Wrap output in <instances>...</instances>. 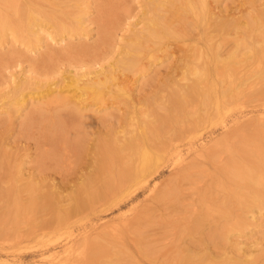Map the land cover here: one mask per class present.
<instances>
[{
    "label": "rangeland",
    "instance_id": "rangeland-1",
    "mask_svg": "<svg viewBox=\"0 0 264 264\" xmlns=\"http://www.w3.org/2000/svg\"><path fill=\"white\" fill-rule=\"evenodd\" d=\"M16 1L14 0L15 7H12L13 9H10L9 14L11 18L10 16H8L9 19L7 18L9 21V26L6 27L5 31L0 30V152L2 156V158L0 157V181L3 178L2 181L5 182L10 178L9 181H12L13 183L11 182V184H14L15 186L16 180L17 182L18 180H21L19 184L16 183V186L19 189L15 193H19V196L23 199V203L29 202L30 204L34 205L30 206L31 209L36 211V214L32 216L33 218L35 216L37 217V223L41 222V219L50 220V218H55V214L50 209L51 203L45 204V196H47L46 200H49L50 202L52 201V203L54 202L59 205L62 202L63 204H61L60 206H69L71 202H74L72 199L73 196H77L80 200H87V197H91L92 193L95 192V189L100 192L101 190L102 192L104 190L103 193L104 195H106L105 191L108 192L109 190H111L109 188L111 187V184L114 185V181H116L117 183L120 182V179H115V177L117 178V175H119L118 178H120V173L122 170L121 168L119 170V167H122L123 169V165L121 164L125 163V167L128 164V162L122 161H132L136 157L133 150L129 146H124L126 145L125 140L128 141L127 145H129V141L131 139V141L135 142L144 141L148 145H150L151 141L152 143H154V145H156L157 143L161 144L164 140L168 143H170L172 140V142L174 143L170 147L178 146V148L182 150V153L184 154L181 159H177L176 155L173 156L171 155V153L164 155L166 156V158L162 161L161 167L155 174H153L152 177L149 178V181L147 183L142 182L141 184L136 185L131 191L122 193V195H120V197L118 198V202L116 203L115 201V203L111 205L112 208L111 206H103L102 211L91 216L92 218L99 216V218H102V222H109L113 226L117 225L118 228H121L123 230V234L122 236H120L121 239H116L117 241L114 242L107 241V244L109 245H107L108 247H105L107 249H104L103 252H108L106 253V255H101V257L99 256L101 262H99L98 259H95L91 264H101L102 262V264H113L114 262V264H163L162 261H165V264H177L179 261H181L180 259L183 258L182 255L188 253L187 250L189 249V246L191 250L196 249L198 250V252H202V255H205L204 252L206 250L213 256L212 258L217 259L218 261L222 260L221 262L225 261V264H236V261L239 259L240 262L238 264H264V189L262 190L261 187V189L259 190L261 191L259 193L260 196L256 195V193L259 192V187L255 181H251L252 183L254 182L253 185L249 183L250 180H245L246 178L243 180L241 178L240 181L239 178L236 177L238 175L241 176L242 174H245L246 176L247 174L246 177L248 178V176L250 177L252 173L253 175L255 174L264 177V167L262 168L261 165L258 164L259 168H257L256 165L259 161V163L264 166L263 163H261L264 158V133L263 131H259L256 129L259 128L257 127L256 123L252 124L253 122H255L254 118H256L257 116L256 109L259 108L258 106L254 105L258 104L259 102L256 100L246 102L247 107L243 108V111H245V115L240 118V121L235 117L239 110L229 111L224 115L223 118H217L216 110L214 109L215 106L213 103L214 99L212 93L208 91L205 92V90L204 95H198L197 93L191 92L190 85L192 86L193 80L190 79L193 78V74L188 71L189 67L191 66L189 65L191 59L187 57V54H191V51L205 50L204 52H206V54L207 51L209 55L214 54L215 52L220 54V59L222 58V55L223 59H226L228 55L232 56L233 54L237 53V50L239 53H244L247 50V48L245 49L244 46H252L255 44V42H257V44H255V48L257 47V45L264 48V38H262L264 36L262 35L264 33V20L263 22H259V18H262L264 16V0H205V7H207L206 10L209 11V8H211L209 12L213 13L212 16H208L209 20L207 21L205 18H202V15L205 14L202 13L203 10L201 9L200 5H198L199 12L202 11L200 12V18L195 17L196 15L192 11L190 13L188 12L190 14L189 15L187 11H189L190 9H187V3L186 6L183 5L184 0H181V4L183 5V7L181 4H179L180 1L173 0V2H179L177 3V5L179 6L178 10L180 11L177 10V6L173 4L172 6L170 5L172 2L171 0ZM166 1H168L169 3ZM195 1L201 2L204 0ZM28 7L33 8L35 11L37 10L36 14H38L37 17L40 20L39 22L37 21L38 24L26 21L25 13ZM185 9H187V11ZM170 10H172V12ZM191 13H193V16ZM181 16L186 21L183 20V18L181 19ZM216 17L219 18L218 20H220V23L217 21ZM155 18L157 19V21L152 23V26L157 25V28L155 29L158 34L155 32V26H151V22L155 21ZM220 18L224 20V23L226 21L225 24L223 23L224 26L226 25V27L223 26ZM175 19L177 22L175 21ZM192 19H194V21L196 20V24L192 22ZM198 19H200V21ZM236 19H238L239 22ZM149 20H151L150 24ZM187 21L190 22L189 26V22L187 24ZM184 22L185 25L188 26V28L187 26L185 27ZM211 22L213 25L211 24ZM258 22L260 25L258 24ZM243 23L244 27H242ZM245 23L247 24V26L250 25H248V23H251V28H247ZM209 24L211 28L214 26L218 27L219 25L223 28L222 29L219 27L220 31L223 32H219V28L217 29L216 27L215 28L217 30H213V28L211 29L209 27ZM232 25H234L233 27L236 26L235 28L237 29L233 28ZM191 26L194 28H192ZM166 27L169 28L166 29ZM175 27H177V29H174ZM189 27L192 28V32L194 31V33L196 34L195 37L197 39L195 38L193 40H186L188 37L186 35H181V33H184L181 30H191V28ZM196 28L197 30L200 28L199 32L201 33V37L200 35H198L199 37L197 36L198 31L194 30ZM204 28H207V30L204 31ZM208 28L210 30L208 34H210V36L212 35V39L209 35H206ZM238 29L242 30L240 31ZM174 30L176 34L173 32ZM232 30H237L238 32L235 31V33L234 31L232 32ZM243 30L245 33L242 32ZM160 32L163 33H161L159 36ZM211 32L213 34H211ZM225 32L231 36L229 37ZM239 32H241V34L243 33L244 35H241ZM259 32L260 34H258ZM167 35L168 37H173H170L169 40L166 41V39L164 40V38L165 36L167 37ZM224 35L227 36V38H225ZM240 36L242 38L244 37L246 39L245 41L248 40L249 43H246L244 40H242L245 42H243L245 45L239 46L240 49H237V44L239 43L238 41H241ZM179 37L181 38L182 43ZM201 38L202 41L204 40L203 42L201 41ZM218 38H221V41H224L223 44ZM228 38H230L231 40ZM257 38H259L260 42L256 40ZM162 39L164 41H162ZM215 39L217 40V43ZM209 40L212 41V44H210ZM188 41L190 42L186 43ZM199 42H202V46ZM251 42L253 43L250 44ZM193 43L194 45L198 44L199 46H194ZM218 45V49L220 50H215V47L217 48ZM209 48L211 49V52L209 51ZM204 52L203 54H205ZM183 57H186V59ZM125 61L129 62V64H124ZM182 63H186V65ZM248 65L250 69L254 68L252 64ZM101 67L104 68V70L113 71L118 78L116 80H112L110 78L101 80V84H103L102 87L105 86L103 90H106V92L103 91L102 96H100L99 99L93 98L89 95V92L87 93V91L83 90L81 87H75V84L69 85L71 76H73L74 74L102 69ZM184 67H186L187 72L184 70ZM182 74L187 75L182 76ZM92 76L93 75H90V77ZM186 77L189 80H185ZM86 78L87 76H85L84 79ZM106 82L109 83V86L105 84ZM260 82H258V84H255V86L250 90H247V99L253 96L251 94L255 95V93H257L255 91H259L260 89L262 90V87H264V80ZM176 83L179 84L180 87L176 86ZM183 83L188 84L184 85ZM123 86H125V88ZM201 87L205 88L204 85H202ZM107 92L110 93V95H113V97L109 96ZM18 94H20V98L21 96L22 98L25 96V100L21 103H16L14 100ZM106 94L109 98L106 96ZM125 94L129 97L127 98ZM177 94L180 95V97ZM182 95L185 97L186 101L188 100L187 102H182L184 99ZM173 97L179 99L180 102L178 103L181 104H176L177 102L175 103ZM167 98L169 100H171L170 98H172V103L171 101H167ZM101 100L103 103L101 102ZM205 101H207L206 104H204ZM54 102L57 104H54ZM185 102L187 103V105ZM174 103L178 105V108H176L177 110L179 109L178 111L173 109L174 106L176 107ZM172 104H174L173 107L171 106ZM136 112L138 114L139 112L143 114H139L138 116ZM146 113L147 116H145ZM207 113L208 115L210 114V117L207 115ZM181 114H186V116H183ZM187 114L189 115V117H187ZM201 114L203 116H201ZM135 115H137L138 119L140 117L139 120H142L144 118V120L146 121L147 118V121L148 119L150 121L146 122L144 124V127V120L143 122H141L138 119H135ZM163 115H166V117H163ZM205 116L208 118L207 120L209 122L206 120ZM131 119H133L134 121ZM173 119H176V122ZM156 120L157 122H154ZM87 121L91 126L87 124ZM137 121H139V123H137ZM173 121L176 124H174ZM180 121L182 122V124ZM184 121L186 122L183 123ZM85 122L87 125L84 124ZM133 122L138 124L139 129H130V126L132 127V125L135 128L137 127L135 123L134 126ZM140 122L142 123L143 127L141 126ZM187 122L189 124H187ZM235 122L237 124L240 123L241 125L243 123V126L241 127L239 125L238 128ZM192 123L194 124V126ZM83 124L84 126L82 127L81 125ZM185 124H187L189 128L185 126ZM225 124H227L226 127L228 129L224 127ZM251 124L252 126H250ZM154 125L156 126L154 127ZM86 126L89 129L84 128ZM146 126H148V129L150 127H152V129L149 131L147 130ZM175 127L179 128L178 131ZM156 128H158L159 130L157 131ZM173 128L175 129L173 130ZM85 129L87 130L85 131ZM124 129L126 131H124ZM192 129H194V132ZM179 130L183 133L179 132ZM226 130L227 132L231 133L232 136V140H230L228 144L231 142L232 144L230 143V145L234 146H228L230 152L227 151V148L225 146H216L218 139H221L220 137H222V133ZM118 131H120V133ZM127 131H129V135L131 131V138H129V135L125 136L126 133L124 132ZM134 131L138 134L137 138V134H135ZM172 131H175L178 135H176V133L174 132V136V134L171 133ZM256 131L258 134L256 133ZM79 132H86L89 134H86L88 135L86 136V138L84 137L85 135L81 134V137L83 136V139H80ZM132 133L135 135V137H132ZM40 134L43 136L39 137ZM244 134L247 137H244ZM75 135H77V137ZM139 135L142 137L139 138ZM119 136L125 139H116L119 138ZM150 136L151 139L149 138ZM170 136L172 138L174 137V139H172ZM197 136L200 137L197 138ZM41 137L45 139L46 142ZM48 138L50 140H48ZM176 138H178L180 141L177 142ZM202 139H204V144L200 142L202 141ZM246 139L248 140V142L253 140L255 142L256 140V142L258 143H254V145H247L248 147H244L242 146V143L247 144L244 143L245 141H247ZM107 141L108 143L111 141L110 146L106 143ZM193 141H196L195 143L203 145L207 144L206 147H211L210 149L212 150V154H205L204 152L206 149L200 146L198 148V151H201L202 149L201 152L199 151L201 154L200 157L202 158L197 156L195 154L197 152L195 151L194 147H188L190 145L189 143ZM39 142L40 144H38ZM120 142L123 143L120 144ZM35 143L37 146L35 145ZM101 143L103 146L101 145ZM40 145L45 146L43 147L44 150H49L50 158L46 159L45 163L43 162L38 165L36 163L37 153L35 152V146L36 151L38 152L37 148ZM120 146L126 148V151H124L125 154L124 152L121 153L122 150ZM113 147L115 149H113ZM212 147L214 148L212 149ZM231 147L232 149H230ZM107 148L109 150H111L112 148L113 151H109L107 150ZM119 148L121 151L119 150ZM127 148L130 152L127 151ZM98 149H100V151H98ZM219 149L223 151L220 150L219 152ZM7 151L10 155H6ZM226 151L230 153L229 155L232 154V158L236 157L233 162V159L231 160L233 166L235 164H239V161H241L240 165L243 166L245 164V167L243 166L242 170L236 173L241 174L233 176L232 181L230 178V174V177L228 179V171L234 169V167L236 169V166H229V168L231 167V169H225L226 171L224 170L225 173L223 175H221L223 173V170L221 172L219 171V169L221 170L224 160L226 161L227 158V160L229 161L231 158L228 157V153L226 154ZM17 152L19 153V155ZM99 153L101 155H99ZM221 153L223 158L222 156H220ZM2 154H4V156ZM114 155H117V157L115 158ZM243 155L245 156V158L242 157ZM16 156L20 158L18 159L16 158ZM98 156L100 157V160L103 159V162L98 160ZM203 156L206 157L203 159ZM208 156L211 160L208 158ZM94 157L95 159H97L96 161ZM237 157H239L240 159ZM218 158L220 161L215 160ZM221 158L223 160H221ZM18 160L20 163L18 162ZM62 160L66 161V163ZM237 160H239V163L237 162ZM97 161H99L100 163L97 164ZM250 161H253V165L249 163ZM15 163H17L18 166ZM101 163L106 164H104L105 167H103L104 171L101 167V170L103 172L100 171L99 167ZM191 163L194 167V163H196V168L190 167V169H192L191 171L189 169H187L189 171H185H187L186 173H191L186 174L184 172V169H186L185 166H189L191 165ZM215 163L217 164V166L215 165L216 167L214 166ZM226 163L227 161L224 164ZM48 164L51 167L49 166L48 168ZM70 164L73 165L71 166ZM45 165H47V167H45ZM198 165L201 166L198 167ZM246 165L249 166L246 167ZM67 166L70 167L68 168ZM40 167L41 170H39ZM52 167H54V170L57 168L60 169H58L59 171L55 170L56 173H54ZM251 167H253V169ZM111 168L112 170L114 169V173L112 170H110ZM65 169H68L67 172L65 171ZM81 169L84 170L82 171ZM124 169L122 174H124ZM254 169L257 170V172L253 171ZM258 169H260V171ZM261 169L263 172L261 171ZM77 170H79V172H77ZM107 171L108 175L107 173H105ZM110 171H112V173ZM117 171H119V174L117 173ZM247 171L249 172L247 173ZM250 171L253 172L250 173ZM260 172L262 173V175ZM43 174H45L43 176L44 179L42 177ZM6 175L9 178H7ZM40 176L41 178H39ZM86 176H89L90 178H86ZM96 176L98 177V179ZM28 177H31V180L34 177L36 178L35 182H40L41 186L39 185V183H36L38 184L37 187L40 186V189L36 187V184L31 185L33 187H36L34 188L37 189V193L36 191L34 192V194L32 192L30 193L28 191H25L29 184L35 183V179H33V182H31L30 179L28 180ZM94 177H96L95 179L97 180V182L95 181ZM85 178L89 179L86 180ZM39 179L41 181H39ZM42 179L45 180V182ZM236 179L240 182L238 181V183H236ZM109 181L112 183L110 184ZM23 182L26 183V186H23ZM46 182H48L49 188L46 187ZM104 182L106 185L104 184ZM55 183L57 186L55 185ZM81 183H83L85 187L83 186V184L81 187ZM3 184V182H0L1 187L5 186L6 190L14 187L10 186L11 184H9L8 188L6 186L8 184ZM255 185L257 186V188L254 187ZM42 186H45L46 188H43ZM87 186L89 187L87 188ZM252 186L254 188H252ZM53 187L55 188L53 189ZM104 187L105 189H103ZM41 188L43 191L42 193ZM22 189H24V192H22ZM44 190L46 191L44 192ZM52 190L55 194H52ZM55 190L60 194H56ZM81 191L83 193H81ZM25 192H27V195L32 194V197L36 195L35 197L37 198L34 197L32 199L30 195V197L25 195ZM110 192L111 191H109L108 193L109 195L111 194ZM243 194H245V198L243 197ZM53 195L55 201L58 202L54 201ZM234 195H236V197ZM248 195L249 198L247 197ZM26 196L28 199H26ZM102 198L100 197L96 200L93 198H89V202H91V204H94V206H99L98 204L103 203L104 199ZM221 198L223 201H226H224V203H221L223 202ZM227 198L229 201H227ZM34 199H37L35 201H40L35 202ZM32 200L35 203H31ZM42 200L44 202H42ZM98 200L100 202H98ZM213 200L215 203L213 202ZM218 200L219 204H217ZM4 204H6V201ZM7 204L6 206H9ZM42 205L45 208H36V206L40 207ZM87 208L88 207H86V210L84 211L81 210L80 214H75L74 216H72L73 218H70L69 222L73 233H77V230L79 229L81 224L89 217L88 214L90 213L91 215L92 210L90 208ZM1 209H4V212ZM5 209H7L5 206H3L2 208L0 207V223L2 224H0V261L9 260L10 262L15 264H46L45 262L48 260L44 256L45 254L49 255L50 251L48 249H51V252L57 251V253L59 252L62 253L61 255H63L64 249L69 239L66 232L67 230L63 229H59L60 231L51 234V237L55 239L53 243L48 241L44 242V245H39L34 248L28 246V249H11L10 243H8L10 242L9 238L12 236V233L11 235H9V232H11L9 230L11 228L9 227L10 224L13 226V228H15V231L16 228L20 229L19 225L23 226L24 230L26 229L25 227L29 228L28 225L25 226L23 224L22 219L25 220L26 217H28L27 215H31V212L25 215L24 218L23 213L20 214L21 212H23V210L14 211V209H7V211ZM16 211H18V213ZM10 212H12V214L16 213L17 215L15 214V216H8ZM16 216L19 217V219H16ZM9 220L14 222L11 223V221L9 222ZM90 221H86V223H90ZM5 223L8 224L7 227H4ZM46 227L47 226H45V228ZM52 227V224H50L48 228L45 229V231L54 230ZM129 228H131L133 232L131 230L129 231ZM182 229H184L186 232H184ZM180 230H182V235L181 233H179ZM2 231L3 233L1 234ZM187 233H190L191 235H187ZM212 234L215 235L212 236ZM6 236L7 238H9L7 239ZM201 236H203L202 241L204 243H200V241V244L198 242H195V244L198 243L197 245L201 247L198 249L192 247L193 244H191V240H201ZM183 237H185L186 239ZM204 237L205 239H208L207 242L206 240L204 241ZM122 238L125 240H123ZM180 238H182V241ZM4 239L5 241L3 242ZM213 241H216L215 245ZM112 242L115 246V249L110 250V244ZM120 242L121 244L122 242L124 243L122 244V248L121 246H117L116 244L118 243L120 245ZM209 242L210 244H208ZM205 243H207L208 245L204 246ZM119 250L120 253L122 251L121 254H119ZM183 250H185L186 252ZM124 253H126V257ZM175 253V256L172 255ZM146 256H153L154 258L149 257V259H145ZM247 257L249 258V260H251V262L245 261L247 260L245 259ZM166 258L168 259L167 263L165 260ZM178 258L179 260H177Z\"/></svg>",
    "mask_w": 264,
    "mask_h": 264
},
{
    "label": "bare ground",
    "instance_id": "bare-ground-1",
    "mask_svg": "<svg viewBox=\"0 0 264 264\" xmlns=\"http://www.w3.org/2000/svg\"><path fill=\"white\" fill-rule=\"evenodd\" d=\"M16 1V0H15ZM169 1V0H168ZM168 1H166V2H168ZM172 2H173V0H171ZM178 1H180V3L178 2ZM177 2H171V6H172V4L173 5H175V6H177V10H178V5H177V3H179V4H181L182 3V1L181 0H178ZM17 2V1H16ZM165 2V1H164ZM169 3V2H168ZM184 4L183 5H185L186 6V3L188 4V6H186L187 7V9H190L189 11H187V9H185L186 11H187V13L189 12H193L196 16L195 17H198V18H200L199 16H201L200 14V12H202V11H200L199 12V7H198V5H200L201 6V9L203 10V12L202 13H204L205 15H202V18L204 19H206V21L207 20H209L208 19V16H212L213 15V13L212 12H209L210 11V9L211 8H209V11H207L206 9H207V7H205V0L204 1H201V2H196L195 0H184V2H183ZM199 3V4H198ZM15 2H14V0H0V30L1 31H5V29H6V27H8L9 26V24H8V16H10V9H13L15 6ZM182 5V4H181ZM183 5H182V7H183ZM29 6V5H28ZM13 7V8H12ZM35 7V6H34ZM189 7V8H188ZM36 9V8H35ZM40 9H42V8H40ZM183 10V9H182ZM16 11V10H15ZM37 11V10H36ZM36 11L33 9V8H31V7H28L27 8V10H26V13H25V18H26V21H28V22H33L34 24L36 23V24H38L37 23V21L39 22L40 20L38 19V14H36ZM171 12H172V10H170ZM173 11H174V9H173ZM178 11H180V10H178ZM184 11V10H183ZM23 12V11H22ZM20 13V12H19ZM188 13V14H189ZM193 13H191L192 14V16H193ZM4 14V15H3ZM22 15V14H21ZM190 15V14H189ZM186 16V15H185ZM24 17V16H23ZM44 17V16H43ZM264 17V16H263ZM259 18L260 19V21L259 22H263V20H264V18ZM8 18V19H7ZM10 18H11V16H10ZM40 18V17H39ZM158 18V17H157ZM180 18V17H179ZM183 17L181 16V19H182ZM194 18V17H193ZM217 18V17H216ZM211 19H212V17H211ZM219 18H217V21L219 22L220 20H218ZM221 19V18H220ZM256 19V18H255ZM261 19H262V21H261ZM151 20H153V19H151ZM151 20H149V24H150V21ZM180 20V19H179ZM183 20H185L184 18H183ZM199 21H200V19H198ZM213 20H214V18H213ZM236 20H238V19H236ZM157 21V19L155 18V21H153V22H151V26H152V23H154V22H156ZM172 21V20H171ZM174 21V20H173ZM175 21H176V19H175ZM186 21V20H185ZM196 21V20H195ZM194 21V19H192V22H194L195 24H196V22ZM223 21V22H222ZM233 21V20H232ZM235 21V20H234ZM177 22V21H176ZM188 22L189 21H187V24H188ZM238 22H239V20H238ZM259 22H258V24H259ZM169 23H171V22H169ZM220 23V22H219ZM221 23L223 24L224 23V20H222L221 19ZM225 23H226V21H225ZM224 23V24H225ZM227 23H229V22H227ZM230 23H232V22H230ZM40 24V23H39ZM159 24V23H158ZM179 24V23H178ZM180 24H181V21H180ZM211 24H212V22H211ZM224 24H223V26H224ZM246 24V23H245ZM251 25V23H248V25ZM12 25V24H11ZM184 25H185V22H184ZM190 25V22H189V24H188V26ZM204 25V24H203ZM213 25V24H212ZM234 25H236V24H234ZM234 25H232V27L234 26ZM241 25V24H240ZM239 25V26H240ZM250 25L249 26H247V24H246V27L248 28H251L250 27ZM260 25V24H259ZM16 26V25H15ZM155 26V27H154ZM154 26H152V27H154V29L155 28H157L156 26L157 25H154ZM168 26V25H167ZM174 26V25H173ZM178 26V25H177ZM182 26V25H181ZM187 25H185V27H186ZM188 26H187V28H188ZM183 27V26H182ZM192 27V26H191ZM191 27H189V28H191ZM209 27H210V24H209ZM216 26H214V27H212L213 28V30L215 29V30H217L220 26L218 25V27H216ZM224 27H226V25L224 26ZM236 27V26H235ZM235 27H233V28H235ZM242 27H244V23L242 24ZM16 28V27H15ZM162 28V27H161ZM165 28V27H164ZM167 28H169V27H166V29ZM192 28H194V27H192ZM192 28H191V30L189 29V30H181L182 32H184V33H181V35L182 36H187L188 38L186 39V40H193V39H195L196 37H195V33H194V31L192 32ZM198 28V27H197ZM197 28L196 29H194L195 31L197 30ZM211 28V27H210ZM211 28V29H212ZM220 28H222V27H220ZM220 28H219V32H223V31H220ZM231 28V27H230ZM174 29H177V27H175ZM223 29V28H222ZM226 29V28H225ZM235 29H237V28H235ZM207 30V28H204V31H206ZM238 30H240V29H238ZM242 30V29H241ZM240 30V31H241ZM164 31V30H163ZM198 31V34H197V36L198 35H200V37H201V33L199 32L200 31V28L197 30ZM218 31H216V32H218ZM234 30H232V32H233ZM235 31H237V30H235ZM234 31V32H235ZM247 31V30H246ZM154 32V31H153ZM155 32H156V29H155ZM154 32V33H155ZM174 33H175V30L173 31ZM210 32V30H209V28H208V31H207V34L206 35H209L210 36V34H208ZM238 32V31H237ZM243 33H245L244 32V30L242 31ZM157 34H158V32H156ZM161 33H163V32H160L159 33V36H160V34ZM200 33V34H199ZM206 33V32H205ZM226 33V32H225ZM236 33V32H235ZM240 34H241V32H239ZM239 33H238V36H239ZM241 34V35H244V34ZM151 34H153V33H151ZM167 34V33H166ZM176 34V33H175ZM178 34V33H177ZM211 34H213L212 32H211ZM215 34V33H214ZM218 34H220V33H218ZM227 34V33H226ZM234 34V33H233ZM258 34H260V32L258 33ZM169 35V34H168ZM168 35H167V37H168ZM229 37L231 36V35H229V34H227ZM235 35V34H234ZM262 35H264V33L262 34ZM180 36V35H179ZM208 36V37H209ZM212 36V35H211ZM210 36V38L212 39L213 37H211ZM215 36V35H214ZM223 36V35H222ZM237 36V35H236ZM153 37H155V36H153ZM152 37V38H153ZM158 37V36H157ZM161 37H163V36H161ZM167 37L165 36V38H164V40L166 39V41L167 40H169V38L171 37H173V36H170V37H168V39H167ZM199 37V36H198ZM207 37V36H206ZM221 37V36H220ZM224 37L225 38H227V36H225L224 35ZM241 37V36H240ZM239 37V38H240ZM180 38V37H179ZM183 38V37H182ZM223 38V37H222ZM247 38V37H246ZM262 38H264V36L262 37ZM174 39V38H173ZM197 39V38H196ZM205 39V38H204ZM218 39H220V41H221V38H218ZM228 39H230V38H228ZM241 39V41L239 40L238 42V48H237V46H236V48L237 49H240L239 48V46H244L245 44V42L246 43H249V41L247 40V41H245L246 39L243 37H241L240 38ZM163 39H162V41H164ZM178 40V39H177ZM180 40H181V38H180ZM216 40V39H215ZM231 40V39H230ZM233 40V39H232ZM242 40H244V41H242ZM256 40H258V42H260L259 41V38H257ZM255 40V41H256ZM160 41H161V39H160ZM173 41V40H172ZM201 41H202V38H201ZM204 41V40H203ZM202 41V42H203ZM210 41V44H212V41L211 40H209ZM219 41V40H218ZM227 41V40H226ZM234 41H236V40H234ZM262 41H263V39H262ZM261 41V42H262ZM183 42H184V39H183ZM190 41H188V42H186V43H189ZM192 42H194V41H192ZM191 42V43H192ZM196 42V41H195ZM202 42H199V43H201V46H202ZM222 42V44H223V42L224 41H221ZM244 42V43H243ZM156 43V42H155ZM163 43V42H162ZM167 43H169V42H167ZM166 43V44H167ZM181 43H182V40H181ZM216 43H217V40H216ZM226 43V42H225ZM253 42H251L250 44H252ZM160 44V43H159ZM255 44H257V42H255ZM252 45V46H244V48L246 49L247 48V50L244 52V48H243V52L244 53H239L238 52V50H237V53H235V54H233L232 56H229L228 55V57L226 58V59H223V55L221 56L222 58L220 59V54L219 53H215L214 52V54H208V51H207V54H206V52H204L203 50H195V51H191V54H187V57H189L190 59H191V62H189V60H188V62H189V65H191L190 67H189V69H188V71H190L192 74H193V78L192 79H190V80H193V84H192V86L190 85V88H191V92H193V93H197L198 95H204V93L206 92V91H208V92H210V93H212V96H213V99H214V109L216 110V117L217 118H223L224 117V115L225 114H227L229 111H233V110H239V112L237 113V115L235 116L237 119H239V121H240V118L241 117H243L244 115H245V111H243V108H245V107H247V104H246V102H248V101H252V100H256V101H258L259 103L258 104H255L254 106H258L259 108H257L256 110H257V116H256V118H254V120H255V122H253L252 124H255L256 123V125H257V127H259V128H256L257 130H261V131H263V133H264V87H262V90L260 89L259 91H255V92H257V93H255V95L254 94H251V95H253V96H251V97H249V99H247V94H246V92H247V90L249 89H251V88H253L254 86H255V84H258V82H260V81H263L264 80V48L263 47H260V46H258L257 45V47L255 48V46L256 45ZM141 45V44H140ZM163 45V44H162ZM173 45V44H172ZM178 45V44H177ZM176 45V46H177ZM193 45H194V43H193ZM197 46H199L198 44H196ZM196 45H194V46H196ZM205 45H208V44H205ZM217 45V44H216ZM248 45V44H247ZM165 46V45H164ZM170 46V45H169ZM204 46V45H203ZM222 46V45H221ZM262 46V45H261ZM185 47H187V46H185ZM205 47V46H204ZM136 48V47H135ZM164 48V47H163ZM166 48H167V46H166ZM168 48H170V47H168ZM211 48V47H210ZM209 48V51L212 49H210ZM219 48V45H218V47L216 48L215 47V50L217 49V50H220V49H218ZM189 49V48H188ZM206 49H207V47H206ZM162 50V49H161ZM227 50V49H226ZM235 50V49H234ZM241 50H242V48H241ZM214 51V50H213ZM240 51V50H239ZM203 52L206 54H203ZM211 52V51H210ZM133 53V52H132ZM185 53V52H184ZM188 53V52H187ZM224 53V52H223ZM222 53V54H223ZM239 53V54H238ZM134 54V53H133ZM243 55V56H241V55ZM239 55V56H238ZM211 56H212V58H211ZM183 58H185L186 59V57H183ZM124 61V60H123ZM128 61V60H127ZM127 61H125L124 62V64H126V65H128L129 64V62H127ZM196 61V62H195ZM186 62H187V60H186ZM131 63V62H130ZM182 64H184V65H186V63H182ZM248 64H252V66L254 67L253 69H250L248 66ZM131 65V64H130ZM182 67V66H181ZM187 67V68H188ZM102 68V67H101ZM181 69V68H180ZM184 70L186 71V67H184ZM79 71V70H78ZM183 71V70H182ZM187 72V71H186ZM73 73V72H72ZM182 73V72H181ZM183 74H184V72H183ZM182 74V76H185V75H187V74H185V75H183ZM90 75H93L92 77H90ZM85 76H87V78L86 79H84L85 78ZM181 76V77H182ZM192 76V75H191ZM190 76V77H191ZM90 77V78H89ZM189 77V78H190ZM83 78V79H82ZM108 78H110V79H112V80H116L118 77L116 76V74L113 72V71H109V70H104V68H102V69H96V70H92V71H88V72H84V73H78V74H74L73 76H71V79H70V81H69V85H72V84H75L76 86L75 87H77V88H82L83 90H85V91H87V93L89 92V95L90 96H92L93 98H97V99H99L100 98V96H102V92L104 91V92H106V90H103V88L105 87H102L103 86V84H101V80H103V79H108ZM188 78L186 77V79L185 80H187ZM189 80V79H188ZM258 80V81H257ZM14 82V81H13ZM119 82V81H118ZM257 82V83H256ZM114 83V82H113ZM115 83H117V82H115ZM179 83V82H178ZM261 83V82H260ZM106 85H108L109 83L108 82H106L105 83ZM177 84V83H176ZM184 84V83H183ZM186 84V83H185ZM184 84V85H185ZM188 84V83H187ZM186 84V85H187ZM190 84V83H189ZM114 85V84H113ZM202 85H204V87L205 88H202L201 86ZM33 86V85H32ZM39 86V85H38ZM47 86V85H46ZM109 86V85H108ZM176 86H179V84H177ZM189 86V85H188ZM49 87V86H48ZM119 87V86H118ZM124 88H125V86H123ZM180 87V86H179ZM186 87V86H185ZM76 88V89H77ZM120 88V87H119ZM178 88V87H177ZM28 89V88H27ZM189 89V88H188ZM36 90V89H35ZM38 90V89H37ZM78 90V89H77ZM119 90V89H118ZM204 90H205V92H204ZM55 91V90H54ZM53 91V92H54ZM44 92V91H43ZM251 92V91H250ZM45 93V92H44ZM108 93V92H107ZM118 93V92H117ZM183 93V92H182ZM22 94H23V92H22ZM52 94V93H51ZM109 94V96H112L113 97V95H110V93H108ZM112 94V93H111ZM119 94H120V92H119ZM118 94V95H119ZM126 95V94H125ZM129 95H131V94H129ZM178 95V94H177ZM177 95H176V97H177ZM24 96V95H23ZM106 96H107V94H106ZM127 96V95H126ZM179 97H180V95H178ZM183 96V95H182ZM25 97V96H24ZM23 97V98H24ZM60 97V96H59ZM89 97V96H88ZM108 97V96H107ZM120 97H122V96H120ZM129 96H127V98H128ZM172 97V96H171ZM176 97H173V99H174V101H175V103L176 104H181V103H178V102H180V100L179 99H177ZM184 97V96H183ZM183 97H182V99H183ZM188 97V96H187ZM201 97V96H200ZM22 98V96H21V98H20V94H18L16 97H15V102L16 103H21L22 101H24L25 100V98L23 99ZM64 98V97H63ZM106 98V97H105ZM109 98V97H108ZM169 98V97H168ZM167 98V99H168ZM177 100H176V99ZM252 98H254V99H252ZM54 99V98H53ZM53 99H52V101H53ZM85 99V98H84ZM88 99V98H87ZM90 99V98H89ZM115 99V98H114ZM171 100H173L172 98H170ZM193 99V98H192ZM200 99V98H199ZM65 100V99H64ZM166 100V99H165ZM171 100H167V101H171ZM179 100V101H178ZM201 100V99H200ZM51 101V100H50ZM66 101H67V99H66ZM184 101H186V99H185V97H184V99H183V101L182 102H184ZM188 101V100H187ZM186 101V102H187ZM190 101V100H189ZM196 101V100H195ZM198 101V100H197ZM57 102H61V101H57ZM75 102V101H74ZM101 102H102V100H101ZM185 102V103H186ZM193 102H194V100H193ZM203 102V101H202ZM206 102L207 101H205V103L204 104H206ZM103 103V102H102ZM168 103V102H167ZM171 103H172V101H171ZM174 103V104H175ZM190 103V102H189ZM201 103V102H200ZM209 103V102H208ZM207 103V104H208ZM54 104H57V103H55L54 102ZM81 104V103H80ZM133 104V103H132ZM174 104H172L171 106L173 107V105ZM175 104V105H176ZM196 104V103H195ZM186 105H187V103H186ZM60 106V105H59ZM64 106V105H63ZM178 105H176V107L174 106L173 107V109H175V110H177L176 108H178L177 107ZM180 106V105H179ZM182 106V105H181ZM192 106H193V104H192ZM148 107V106H147ZM194 108V107H193ZM142 109V108H141ZM198 109V108H197ZM179 110V109H178ZM177 110V111H178ZM188 110V109H187ZM209 110V109H208ZM206 111V110H205ZM205 111H204V113H205ZM135 112V111H134ZM145 112V111H144ZM154 112H155V110H154ZM211 112V111H210ZM137 113V112H136ZM224 113V114H223ZM58 114V113H57ZM138 114V113H137ZM139 114L141 115V114H143V113H141V112H139ZM139 114H138V116H139ZM145 114V113H144ZM194 114V113H193ZM198 114V113H197ZM62 115V114H61ZM149 115V114H148ZM152 115V114H151ZM179 115V114H178ZM181 115H183V114H181ZM185 116H186V114H184ZM183 115V116H184ZM188 115V114H187ZM195 115V114H194ZM199 115V114H198ZM206 115V114H205ZM207 115H208V113H207ZM210 115V114H209ZM208 115V116H209ZM136 116V118L135 119H138L137 118V115H135ZM144 116V115H143ZM145 116H147V113H146V115ZM144 116V117H145ZM153 116V115H152ZM157 116V115H156ZM160 116V115H159ZM201 116H203L202 114H201ZM163 117H166V115L164 116L163 115ZM187 117H189V115L187 116ZM206 117V116H205ZM210 117V116H209ZM130 118V117H129ZM134 118V117H133ZM152 118V117H151ZM184 118V117H183ZM139 119H140V117H139ZM138 119V120H139ZM141 119H142V116H141ZM158 119V118H157ZM180 119V118H179ZM208 118L206 117V120H207ZM212 119V118H211ZM131 120H133V119H131ZM143 120H144V118L142 119V120H139V121H141V122H143ZM155 120V119H154ZM174 120V119H173ZM176 120V119H175ZM174 120V121H175ZM182 120V119H181ZM205 120V121H206ZM221 120H223V119H221ZM220 120V121H221ZM134 121V120H133ZM139 121H137V123H139ZM148 121H150L149 119H148ZM147 121V118H146V121L144 120V123H143V125L146 123V122H148ZM158 121H159V119H158ZM169 121V120H168ZM173 121V122H174ZM183 121V120H182ZM203 121H204V119H203ZM208 121V120H207ZM242 121V120H241ZM253 121V120H252ZM140 122V123H141ZM154 122H157V120L156 121H154ZM160 122V121H159ZM165 122H166V120H165ZM176 122V121H175ZM174 122V124H176ZM181 122V121H180ZM186 121H184L183 123H185ZM199 122V121H198ZM209 122V121H208ZM210 122H211V120H210ZM92 123V122H91ZM130 123V122H129ZM128 123V124H129ZM135 122H133V124H134ZM137 123H135L136 124V128L135 127H133V125H132V127L130 126V129H132V128H134V129H139V127H138V124ZM150 123V122H149ZM149 123H148V125H149ZM179 123V122H178ZM197 123V122H196ZM236 123V122H235ZM84 124H86V122L84 123ZM84 124L83 125H81L82 127L84 126ZM87 124H88V121H87ZM86 124V125H87ZM131 124V123H130ZM135 124H134V126H135ZM151 124V123H150ZM181 124H182V122H181ZM181 124H179V125H181ZM187 124H189L188 122H187ZM187 124H185V126H187ZM193 124V123H192ZM237 124V123H236ZM252 124L250 125V126H252ZM88 125H90V124H88ZM106 125V124H105ZM104 125V126H105ZM143 125H142V123H141V126L143 127ZM147 125V124H146ZM169 125V124H168ZM205 125V124H204ZM209 125V124H208ZM239 125L242 127L243 126V123H242V125L239 123V124H237L236 126L239 128ZM247 125V124H246ZM91 126V125H90ZM156 125H154V127H155ZM158 126V125H157ZM175 126V125H174ZM173 126V127H174ZM184 126V127H185ZM193 126H194V124H193ZM227 126V124H225L224 125V127H226ZM248 126V125H247ZM144 127H145V125H144ZM147 127V130H151L152 129V127H150L149 129H148V126H146ZM159 127V126H158ZM188 128H189V126H187ZM234 127V126H233ZM84 128H87V129H89L87 126L86 127H84ZM176 128V127H175ZM175 128H173V130L175 129ZM195 128V127H194ZM227 128V127H226ZM87 129H85V131L87 130ZM141 129V128H140ZM157 129V131L159 130L158 128H156ZM164 129V128H163ZM166 129V128H165ZM178 129L179 128H176V130L178 131ZM191 129V128H190ZM228 129V128H227ZM243 129V128H242ZM80 130V129H79ZM142 130V129H141ZM181 130V129H180ZM179 130V132H181V131H183V130H181L180 131ZM193 130V132H194V129H192ZM237 130V129H236ZM59 131V130H58ZM77 131V130H76ZM82 131V130H81ZM124 131H126L125 129H124ZM133 131V130H132ZM170 131H171V129H170ZM189 131V130H188ZM232 131H233V129H232ZM45 132V131H44ZM55 132V131H54ZM119 133H120V131H118ZM128 132L129 131H127V132H124V133H126L125 134V136L126 135H129L128 134ZM135 132V131H134ZM133 132V133H134ZM145 132V131H144ZM156 132V131H155ZM162 132H163V130H162ZM169 132V131H168ZM174 132L175 131H172L171 133L172 134H174ZM178 132V133H179ZM184 132V131H183ZM183 132H181V133H183ZM197 132V131H196ZM231 132V131H230ZM252 132H254V131H252ZM56 133V132H55ZM58 133V132H57ZM80 133V132H79ZM79 133H78V135H79ZM90 133H91V131H90ZM123 133V134H124ZM132 133V134H133ZM176 133V132H175ZM233 133V132H232ZM234 133H235V131H234ZM244 133V132H243ZM256 133H257V131H256ZM74 134V133H73ZM81 134H83V135H85L84 137L86 138V136H88V135H86V134H89V133H86V132H84V133H80V135H79V138L80 139H83L82 137H81ZM117 134V133H116ZM135 134H137L136 132H135ZM148 134V133H147ZM160 134V133H159ZM166 134H169V133H166ZM193 134V133H192ZM251 134V133H250ZM258 134V133H257ZM48 135V134H47ZM52 135V134H51ZM115 135V134H114ZM134 135V134H133ZM132 135V137H135V135L133 136ZM141 135V134H140ZM139 135V138L140 137H142V136H140ZM176 135H178L177 133H176ZM198 135V134H197ZM199 135H200V133H199ZM234 135V134H233ZM243 135V134H242ZM34 136H35V134H34ZM33 136V137H34ZM40 136H43V135H39V137ZM45 136V135H44ZM76 137H77V135H75ZM157 136V135H156ZM174 136H175V134H174ZM195 136V135H194ZM222 137H220L221 139L219 140L218 139V141H217V144H216V146H218V145H221V146H225L226 148H227V151L228 152H230L229 151V147L228 146H232V147H234L233 145H230V143L228 144V142L230 141V140H232L231 138H232V136H231V133H229V132H227V130L226 131H224L223 133H222V135H221ZM246 135L244 134V137H245ZM29 137V136H28ZM117 137V136H116ZM138 137V134H137V136H136V138ZM145 137V136H144ZM147 137V136H146ZM159 137H161V136H159ZM171 137V136H170ZM177 137V136H176ZM181 137H182V135H181ZM200 137V136H199ZM198 136H197V138H199ZM238 137V136H237ZM247 137V136H246ZM251 137V136H250ZM259 137H261V136H259ZM36 138V137H35ZM42 138V137H41ZM41 138H39V139H41ZM106 138V137H105ZM121 138L122 139H125V138H123V137H121V136H119V138H116V139H119V140H121ZM129 138H131V131H130V135H129ZM150 139H151V136L149 137ZM169 138V137H168ZM172 138V137H171ZM178 138H179V136H178ZM178 138H176V141L178 142V141H180ZM184 138V137H183ZM43 139V138H42ZM127 139V138H126ZM135 139V138H134ZM144 139V138H143ZM148 139V138H147ZM149 139V140H150ZM163 139H164V137H163ZM172 139H174V137L172 138ZM188 139V138H187ZM37 140H38V135H37ZM43 140H45V139H43ZM48 140H50L49 138H48ZM47 140V141H48ZM132 140V139H131ZM129 141V145H127V142L128 141H126L125 140V142H126V145H124V146H129L132 150H133V152H134V154H135V159H133L132 161H122V162H128V164H127V166L125 167V163H122L121 165H123V169H124V174H122L123 173V169H122V167H119V170H120V168H121V173H120V178H118L119 177V175H117V178L115 177V179L117 180V179H120V182H116V181H114V185L113 184H111L112 182H110V184H111V187L109 188V189H111V190H109V191H111L110 193V195L108 194L109 193V191L108 192H106L105 191V194L106 195H104V190H103V192H102V190H101V192L100 191H98L97 189H95L94 191V193H92V195H91V197H87V200H83V199H79L77 196H73V201L74 202H71L70 204H69V206H60L61 204H63L62 202H61V204H59V205H57L56 203H52V201L50 202L49 200H46V197L47 196H45V204L46 203H51L50 205V209H51V211L55 214H53L54 216H55V218L54 219H51L50 218V220L49 219H41L40 221L42 222H39V223H37V217L35 216L34 218H33V216L32 215H34V214H36V211H34L33 209H31V206H34V205H32V204H30L29 202H27V203H23L22 201H23V199H22V197H20L19 196V193H15V192H17V190L19 189L17 186H16V183L17 184H19V182H21V180H18V182H17V180H16V183H15V181H14V183H15V186H14V184L12 185L11 184V182L9 181V177H7V175H6V177L7 178H9V179H7L8 181H2L3 180V178H2V180L0 181L1 183L3 182L4 184L3 185H6V184H8V185H6L7 187L9 186V184H11L10 186H14L13 188H9V190L7 189H5V186L3 187H1V185H0V207L2 208L3 206H5L7 209H10V210H13L14 209V211L15 210H23V212H21L20 214H22L23 213V216H24V218H25V215H27V214H29V212H31V215H27L28 217H26V219L24 220V219H22L23 220V224L26 226V225H28L29 226V228H27V227H25L26 229L24 230V227L23 226H20L19 225V227H20V229H23V230H20V229H18V228H16V231L14 230L15 228H13V226L10 224V226L9 227H11L9 230L11 231V232H9V235H11V233H12V236L9 238L10 239V242H8V243H10V248L11 249H14V250H22V249H28L27 247L29 246V247H37V246H39V245H44L45 243L44 242H54V240L55 239H53L52 237H51V234L52 233H56V232H58V231H60L59 229H63V230H67L66 232H67V234H68V241H67V245H66V247H65V249H64V252H63V255H61L62 253H57V251L56 252H51L52 250L51 249H48L49 251H50V253H49V255L47 254H45V258H47V260L48 261H46L45 263L46 264H91L92 263V261L93 260H95V259H98L99 260V262H101L100 260L101 259H99V256L101 257V255H106V253L108 252V251H106V252H103L104 251V249H107V248H105L107 245H109V244H107V241H117L116 239H121V237L120 236H122V234H123V230L121 229V228H118V226L117 225H111L109 222L107 223V222H102L101 221V219L102 218H99V216L98 217H95V218H92L91 216L92 215H95L96 213H98V212H100V211H102V207L103 206H107V207H109V206H111V205H113L114 203H115V201H116V203L118 202V198L120 197V195H122V193H124V192H126V191H131L136 185H139V184H141L142 182H148L149 181V178L150 177H152L153 176V174H155L158 170H159V168L161 167V163H162V161L166 158V156H164V155H167V154H169V153H171V155H176V158L177 159H181L182 158V156L184 155L183 153H182V150H180L179 148H178V146H173V147H170V146H172L173 145V143L174 142H172V140H171V142L170 143H168L167 141H163L161 144H156V145H154V143H152V141H151V143H150V145H148V144H146L144 141H141V142H135V141ZM183 140V139H182ZM204 139H202V141H200L201 143H203L204 141H203ZM247 140V139H246ZM66 141V140H65ZM117 141V140H116ZM176 141H175V144H176ZM197 141H199V140H197ZM244 141V140H243ZM242 141V142H243ZM38 142V141H37ZM36 142V143H37ZM40 142H41V140H40ZM40 142L38 143V144H40ZM45 142H46V140H45ZM49 142V141H48ZM51 142V141H50ZM111 142V141H110ZM110 142L108 143V141L106 142L109 146H110ZM124 142V141H123ZM123 142H120V144L121 143H123ZM196 141H193V142H190L189 144V148L191 147H194V149H195V151L197 152V153H195L197 156H199L200 157V152L202 151V149H201V151L199 152L198 151V148L201 146V147H204L206 150H205V154H207V155H209V154H212V150L210 149L211 147H206V145L207 144H205V145H203V144H199V143H195ZM36 143H35V145H36ZM74 143V142H73ZM117 143V142H116ZM148 143V142H147ZM180 143H182V142H180ZM223 143V144H222ZM238 143V142H237ZM244 143H247V144H243L242 143V146H244V147H248L247 145H254V143H258V142H256V140H255V142H254V140L253 141H250V142H248V140L247 141H245ZM75 144V143H74ZM153 144V145H152ZM212 144V143H211ZM232 144V143H231ZM234 144V143H233ZM241 144V143H240ZM47 145V144H46ZM69 145V144H68ZM87 145V144H86ZM101 145H102V143H101ZM261 145H262V143H261ZM17 146V145H16ZM25 146V145H24ZM37 146V145H36ZM36 146H35V152L37 153L36 154V163L39 165V164H41V163H45V160L46 159H48V158H50V153H49V150H47V149H43V147H45V146H43V145H40L38 148H37V150H38V152L36 151ZM63 146V145H62ZM67 146V145H66ZM100 146V145H99ZM103 146V145H102ZM105 146V145H104ZM212 146V145H211ZM220 146V147H221ZM98 147V146H97ZM101 147V146H100ZM121 147V146H120ZM232 147L230 148V149H232ZM67 148V147H66ZM70 148H71V145H70ZM102 148V147H101ZM123 148L124 147H121V150H120V148H119V150L121 151V153H123L124 151H126V148H124V150H123ZM203 148V149H204ZM214 147H212V149H213ZM236 148H238V147H236ZM257 148V147H256ZM19 149V148H18ZM103 149V148H102ZM106 149V148H105ZM113 149H115L114 147H113ZM118 149V148H117ZM263 149H264V147H263ZM6 150V149H5ZM10 150V149H9ZM107 150H109L108 148H107ZM111 150H112V148H111ZM111 150H109V151H111ZM211 150V151H210ZM215 150V149H214ZM220 150L221 149H219V152H220ZM235 150V149H234ZM240 150V149H239ZM11 151V150H10ZM98 151H100V149H98ZM97 151V152H98ZM103 151V150H102ZM106 151V150H105ZM109 151H107V152H109ZM113 151V150H112ZM119 151V152H120ZM127 151H129L128 150V148H127ZM188 151H190V150H188ZM216 151V150H215ZM221 151H223V150H221ZM225 151V150H224ZM226 151V154L228 153ZM12 152H14V151H12ZM96 152V151H95ZM107 152H106V154H107ZM130 152V151H129ZM129 152H127V153H129ZM133 152H131V153H133ZM211 152V153H210ZM18 153V152H17ZM110 153H112V152H110ZM214 153V152H213ZM225 153V152H224ZM223 153V154H224ZM232 153V152H231ZM234 153V152H233ZM5 154V153H4ZM4 154H2L3 156H4ZM10 155L9 154V152L7 151V153H6V155ZM11 154H13V153H11ZM124 154H125V152H124ZM123 154V155H124ZM217 154H219V153H217ZM230 153H228V157H231L230 158V160L228 161L227 160V158H226V161H227V163L226 164H224L226 161L224 160V163H223V165H222V167H221V170L219 169V171L221 172L222 170H223V173L221 174V175H223L224 173H225V171L226 170H228V169H231V167H234V166H236V169H235V167H234V169H231L230 171H228L229 173H228V179H229V174L231 175V181H232V177L233 176H235V175H238V174H241V173H238V174H236L237 172H240L241 170H242V167L244 166L245 167V164L242 166V165H240V163H241V161H239V160H237V162L239 163V164H235L234 166H233V164L231 163V160H232V162L234 161V159L236 158H232V154L231 155H229ZM18 155H19V153H18ZM58 155V154H57ZM70 155V154H69ZM99 155H101L100 153H99ZM110 155V154H109ZM109 155H106V156H109ZM123 155H122V157H123ZM193 155V154H192ZM196 155H195V159H196ZM225 155V154H224ZM21 156V155H20ZM24 156V155H23ZM64 156V155H63ZM111 156V155H110ZM115 156V155H114ZM218 156V155H217ZM220 156H222V153L220 154ZM258 156V155H257ZM0 157L2 158V156H1V152H0ZM8 157V156H7ZM6 157V158H7ZM57 157V156H56ZM65 157V156H64ZM75 157V156H74ZM117 157V155L115 156V158ZM119 157V156H118ZM125 157V156H124ZM206 156H203V159L205 158ZM225 157V156H224ZM242 157H244L245 158V156L243 155ZM260 157V156H259ZM262 157V156H261ZM15 158V157H14ZM16 158H20V157H17L16 156ZM53 158H55V157H53ZM58 158H59V156H58ZM69 158V157H68ZM96 158H97V156H96ZM100 157L98 156V160L99 161H102L103 162V159L102 160H100L99 159ZM114 158V157H113ZM200 158H202V157H200ZM208 158H209V156H208ZM208 158H207V160H208ZM222 158H223V156H222ZM221 158V160H223ZM237 158H239V157H237ZM256 158V157H255ZM11 159V158H10ZM52 159V158H51ZM94 159H95V157H94ZM109 159H111V158H109ZM127 159V158H126ZM210 159V158H209ZM229 159V158H228ZM240 159V158H239ZM4 160V159H3ZM55 160V159H54ZM77 160V159H76ZM97 159H95V161H96ZM131 160V159H130ZM198 160V159H197ZM211 160V159H210ZM215 160H219V158L218 159H215ZM262 160V159H261ZM260 160V161H261ZM7 161V160H6ZM16 161H17V159H16ZM23 161V160H22ZM21 161V162H22ZM63 162H65L66 163V161H64V160H62ZM70 161H71V158H70ZM75 161V160H74ZM73 161V162H74ZM99 161H97L96 163L97 164H99L100 162ZM104 161H105V159H104ZM109 161V160H108ZM116 161H117V159H116ZM115 161V162H116ZM220 161V160H219ZM236 161V160H235ZM263 161H264V158H263ZM261 162V163H263V165H264V162ZM18 162H19V160H18ZM17 162V163H18ZM62 162V163H63ZM216 162V161H215ZM242 162H244V161H242ZM253 162V161H252ZM251 161L249 162V163H251L252 165H253V163H252ZM17 163H15L16 165H17ZM20 163V162H19ZM68 163V162H67ZM95 163V164H96ZM105 163H107V162H105ZM104 163V164H105ZM204 163V162H203ZM247 163H248V161H247ZM46 164H47V162H46ZM64 164V163H63ZM102 164V165H101ZM100 164V171H102L103 170V167H105V165L103 164V163H101ZM117 164V163H116ZM212 164H213V162H212ZM218 164H219V162H218ZM222 164V163H221ZM258 164L259 165H261V167L263 168L264 166H262V164H260L259 163V161L257 162V168H259V166H258ZM6 165V164H5ZM4 165V166H5ZM15 165V166H16ZM68 165V164H67ZM71 165V164H70ZM73 165V164H72ZM71 165V166H72ZM75 165V164H74ZM111 165V164H110ZM192 165V166H191ZM191 165H186L185 167H186V169H184V172L186 173L187 171H191L192 169H190V167L191 168H196V163H194V165H195V167L193 166V164L191 163ZM201 165H202V163H201ZM201 165H198V167L199 166H201ZM217 166V164L215 163L214 164V166ZM238 165H240V166H238ZM2 166V165H1ZM18 166V165H17ZM36 166V165H35ZM49 164H48V168H49ZM215 166V167H216ZM229 166H231L230 168H229ZM249 165H246V167H248ZM37 167H39V166H37ZM43 167V166H42ZM45 167H47V165H45ZM51 167V166H50ZM68 168L70 167V166H67ZM101 167H102V170H101ZM111 167V166H110ZM115 167H116V165H115ZM114 167V168H115ZM255 167V166H254ZM53 168V170H54V167H52ZM97 168H98V166H97ZM117 168H118V166H117ZM183 168V167H182ZM237 168H238V170H237ZM252 169H253V167H251ZM38 169V168H37ZM58 169H60V168H57V169H55V170H58ZM104 169H106V168H104ZM187 169H189V170H187ZM226 169V170H225ZM1 170V169H0ZM10 170V169H9ZM39 170H41V167L39 168ZM53 170H51V171H53ZM55 170H54V173H56L55 172ZM67 170L68 169H65V171L67 172ZM72 170V169H71ZM71 170H69V171H71ZM73 170H75V169H73ZM82 170V169H81ZM84 170V169H83ZM82 170V171H83ZM98 170H99V168H98ZM110 170H112V168L110 169ZM114 170V169H113ZM112 170V171H113ZM185 170H187V171H185ZM225 170V171H224ZM249 170V169H248ZM259 171H260V169H258ZM13 171V170H12ZM42 171H43V169H42ZM59 171V170H58ZM60 171H62V170H60ZM104 171V170H103ZM102 171V172H103ZM112 171H110L111 173H112ZM253 171H256L257 172V170H253ZM253 171H250V173H252ZM259 171H258V173H259ZM261 171H262V169H261ZM263 171H264V168H263ZM262 171V172H263ZM14 172V171H13ZM72 172H74V171H72ZM77 172H79V170H77ZM90 172V171H89ZM89 172H88V174H89ZM109 172V173H110ZM115 171H113V173H114ZM249 171H247V173H248ZM255 172V173H256ZM9 173V172H8ZM12 173V172H11ZM36 173V172H35ZM51 173V172H50ZM63 173H64V171H63ZM63 173H62V175H63ZM105 173H107V175H108V171L107 172H105ZM117 173L119 174V171H117ZM178 173V172H177ZM176 173V174H177ZM189 173H191V172H189ZM189 173H186V174H189ZM217 173V172H216ZM249 173V174H250ZM261 173V172H260ZM2 174V173H1ZM59 174V173H58ZM58 174H56V175H58ZM65 174H68V173H65ZM71 174V173H70ZM227 174V173H226ZM226 174H225V176H226ZM45 174H43L42 175V177L44 176ZM51 175V174H50ZM52 175H55V174H52ZM60 175H61V172H60ZM85 175V174H84ZM100 175H101V173H100ZM99 175V176H100ZM123 175V176H122ZM218 175V174H217ZM243 175V174H242ZM241 175V176H242ZM261 175H262V173H261ZM47 176V175H46ZM74 176H76V175H74ZM102 176H103V174H102ZM121 176H122V178H121ZM174 176V175H173ZM224 176V177H225ZM241 176H236V177H238L239 178V180L241 181V178H242V180L243 179H245V180H250L249 181V183L250 184H253L251 181H255L256 183H257V185H258V191L261 189V187H262V190L264 189V177L263 176H260V175H253V173H252V175L249 177L248 176V178L246 177L247 176V174H246V176H245V174L241 177ZM32 177V176H31ZM31 177L29 178L28 177V180L30 179L31 180ZM58 177V176H57ZM85 177V176H84ZM87 177H89V176H86V178ZM97 177V176H96ZM96 177H94V179L96 178ZM109 177H111V176H109ZM181 177V176H180ZM184 177H186V176H184ZM24 178V177H23ZM38 178V177H37ZM39 178H41V176L39 177ZM46 178V177H45ZM51 178H52V176H51ZM72 178H73V176H72ZM85 178V179H86ZM90 178V177H89ZM88 178V179H89ZM104 178V177H103ZM1 179V178H0ZM33 179H35L34 180V182L36 181V178H32V180ZM43 179H44V177H43ZM42 179V180H43ZM47 179H49V178H47ZM67 179V178H66ZM88 179H86V180H88ZM97 179H98V177H97ZM100 179V178H99ZM31 180V182H33ZM38 180V179H37ZM53 180V179H52ZM219 180V179H218ZM238 180V181H239ZM39 181H41L40 179H39ZM44 182H45V180H43ZM47 181V180H46ZM54 181V180H53ZM59 181V180H58ZM60 181H63V180H60ZM65 181V180H64ZM94 181V180H93ZM93 181H92V184H93ZM95 181L97 182V180L95 179ZM102 181V180H101ZM100 181V182H101ZM214 181V180H213ZM217 181V180H216ZM238 181H237V179H236V183H238ZM239 181V182H240ZM25 182H27V181H25ZM25 182H23V186H26L25 184ZM71 182V181H70ZM78 182V181H77ZM95 182V183H96ZM106 182V181H105ZM105 182H104V184H105ZM116 182V183H115ZM218 182V181H217ZM243 182V181H242ZM241 182V183H242ZM13 183V182H12ZM30 183V182H29ZM36 183H39V185L41 186V184H40V182H35V183H32V184H29L28 186H27V188L25 189V191H28V192H32L33 194H34V192L37 190V189H35L36 187H37V185L38 184H36ZM42 183V182H41ZM47 183V186L46 187H48L49 188V186H48V182H46ZM72 183V182H71ZM220 183V182H219ZM233 183V182H232ZM34 184H36V187L34 188L33 186H31V185H34ZM58 184V183H57ZM66 184H67V182H66ZM82 184L83 183H81V187H82ZM86 184V183H85ZM89 184V183H88ZM87 184V185H88ZM22 185H21V187H22ZM43 185V184H42ZM49 185H52V184H49ZM55 185H56V183H55ZM103 185V184H102ZM106 185V184H105ZM104 185V186H105ZM254 185V184H253ZM19 186V185H18ZM40 186H38L37 188H39L40 189ZM54 186V185H53ZM57 186V185H56ZM83 186H84V184H83ZM98 186H99V184H98ZM110 186V185H109ZM220 186V185H219ZM20 187V186H19ZM43 188H46L45 186H42ZM50 187H52V186H50ZM66 187V186H65ZM64 187V188H65ZM85 187V186H84ZM83 187V188H84ZM89 186H87V188H88ZM106 187V186H105ZM105 187L103 188V189H105ZM159 187V186H158ZM221 187V186H220ZM254 187H256L257 188V186L255 185ZM253 186H252V188H254ZM15 188H16V190H15ZM55 187H53V189H54ZM60 188H61V185H60ZM101 188H102V186H101ZM138 188V187H137ZM57 189V188H56ZM86 189V188H85ZM100 189V188H99ZM211 189H213V188H211ZM23 191L22 192H24V189H22ZM59 190H61V189H59ZM46 190H44V192H45ZM49 191H50V189H49ZM48 191V192H49ZM53 191V190H52ZM51 191V192H52ZM56 191V190H55ZM43 191H42V188H41V193H42ZM50 192V193H51ZM74 192V191H73ZM72 192V193H73ZM227 192V191H226ZM261 191H259V192H257L256 193V195H259V193H260ZM26 194L25 195H27V192H25ZM36 193H37V191H36ZM35 193V194H36ZM54 193V191L52 192V194ZM81 193H83L82 191H81ZM250 193V192H249ZM248 193V194H249ZM52 194H51V196H52ZM55 194V193H54ZM56 194H60V193H57V191H56ZM80 194V193H79ZM87 194H88V191H87ZM242 194V193H241ZM251 194V193H250ZM24 195V194H23ZM30 195V194H29ZM29 195H27V196H29ZM32 195V194H31ZM30 195V196H31ZM62 195V194H61ZM76 195V194H75ZM102 195H104V196H102ZM109 195V196H108ZM244 196V198L246 197L245 196V194H243ZM27 196H26V199H28L27 198ZM29 196V197H30ZM36 195H34L33 197H32V199L35 197ZM219 196V195H218ZM235 197H236V195H234ZM260 196V195H259ZM261 196H262V194H261ZM49 197V196H48ZM102 198V199H104L103 200V203L101 204H98L99 206H94V204H91V202H89V198H93V199H99V198ZM108 197V198H107ZM199 197H200V195H199ZM234 197V198H235ZM239 197H241V196H239ZM248 198H249V195L247 196ZM35 198H37V197H35ZM39 198H40V196H39ZM41 198H42V196H41ZM57 198V197H56ZM107 198V199H106ZM189 198V197H188ZM187 198V199H188ZM204 198V197H203ZM202 198V199H203ZM207 198H208V196H207ZM248 198H246V199H248ZM259 198V197H258ZM261 198V197H260ZM48 199V198H47ZM51 199V198H50ZM53 199H54V195H53ZM69 199V198H68ZM71 199V198H70ZM101 199V200H102ZM255 199H257V198H255ZM30 200V199H29ZM35 200H37V199H34V201ZM39 200V199H38ZM60 200V199H59ZM221 200H222V198H221ZM221 200H220V202H221ZM4 201V202H3ZM5 201H6V204L7 203H9V204H7V205H9V206H6V204H4L5 203ZM40 201V200H39ZM39 201H35V202H39ZM43 200H42V202H44ZM54 201H55V199H54ZM61 201V200H60ZM223 201V200H222ZM224 201H226V200H224ZM224 201L223 202H221V203H224ZM227 201H229L228 200V198H227ZM31 202V201H30ZM35 202H33V200H32V202L31 203H35ZM55 202H58V201H55ZM98 202H100L99 200H98ZM213 202H214V200H213ZM212 202V203H213ZM66 203V202H65ZM215 203V202H214ZM3 204V205H2ZM89 204V205H88ZM217 204H219V200H218V203ZM2 205V206H1ZM31 205V206H30ZM36 205V204H35ZM39 205V204H38ZM215 205V204H214ZM42 207V209L43 208H45V207H43V205L42 206H40V207H38V206H36V208H41ZM46 207H48V206H46ZM86 207H88V208H90L91 210H92V212H91V215H90V213L88 214L89 215V217L81 224V226L79 227V229L77 230V233H73V231L71 230V225H70V222H69V220H70V218L72 217V216H74L75 214H80V212H81V210L82 211H84V210H86ZM35 208V209H36ZM87 208V209H88ZM101 208V209H100ZM111 208H112V206H111ZM194 208V207H193ZM7 209H5V210H7ZM49 209V210H50ZM90 209H89V211H90ZM152 209V208H151ZM2 210V209H1ZM4 210V209H3ZM2 210V211H3ZM8 211V210H7ZM6 211V212H7ZM18 211H16L17 213H18ZM4 212V211H3ZM35 212V213H34ZM225 212V211H224ZM8 213V212H7ZM1 214V213H0ZM4 214V213H3ZM16 214V213H15ZM15 214L13 213L12 214V212H10L9 214H8V216H11V215H14L15 216ZM44 214V213H43ZM42 214V215H43ZM5 215H7V214H5ZM17 215V214H16ZM228 215V214H227ZM7 216V217H8ZM39 217H41V216H39ZM47 217V216H46ZM45 217V218H46ZM50 217V216H49ZM238 217V216H237ZM48 218V217H47ZM73 218V217H72ZM241 218V217H240ZM239 218V219H240ZM16 219H19V217H17L16 216ZM233 219V218H232ZM12 220V219H11ZM11 220H9V222L11 221ZM21 220V221H22ZM43 220V221H42ZM73 220V219H72ZM91 220V221H90ZM19 221V220H18ZM51 221V222H50ZM86 221H90V223H86ZM231 221V220H230ZM6 222V221H5ZM14 221H11V223H13ZM191 222V221H190ZM194 222H195V220H194ZM3 223V222H2ZM22 223V222H21ZM52 224V228L54 229V230H50V231H45V229L46 228H48V226L50 225V224ZM201 223V222H200ZM1 224V223H0ZM120 224V223H119ZM199 224V223H198ZM226 224V223H225ZM2 225V224H1ZM16 225H18V224H16ZM83 225V226H82ZM8 226V224L7 223H5V226L4 227H7ZM45 226H47L46 228H45ZM187 226V225H186ZM3 227V226H2ZM188 227H189V224H188ZM223 227V226H222ZM230 227V226H229ZM187 228V227H186ZM2 229V228H1ZM223 229V228H222ZM131 230V228H129V231ZM184 232H186L184 229H182ZM182 230H180L179 231V233H181L182 232ZM224 230V229H223ZM4 231H5V229H4ZM12 231H14V232H12ZM125 231V230H124ZM132 232H133V230H131ZM131 232V233H132ZM199 232V231H198ZM197 232V233H198ZM219 232V231H218ZM3 233V231L1 232V234ZM5 233V232H4ZM125 233V232H124ZM194 234H196V233H194ZM221 234V233H220ZM7 235V234H6ZM141 235V234H140ZM180 235V234H179ZM181 235H182V233H181ZM187 235H191L190 233H187ZM199 235H200V233H199ZM213 235H215V234H212V236ZM217 235V234H216ZM219 236V235H218ZM4 238H5V236H4ZM6 238H7V236H6ZM7 238V239H8ZM183 238H185V237H183ZM202 238H203V236H201V240H199V239H197L198 241H196V240H191V244H193V246L192 247H194V248H200L197 244L199 243V241H200V243H204L203 241H202ZM97 239V240H96ZM99 239V240H98ZM123 239V238H122ZM181 239V241H182V238H180ZM186 239V238H185ZM123 240H125V239H123ZM132 240V239H131ZM206 240V242L208 241V239H205V237H204V241ZM210 240V239H209ZM212 240V239H211ZM5 241V239L3 240V242ZM119 241V240H118ZM187 241V240H186ZM202 241V242H201ZM6 242H7V240H6ZM12 242V243H11ZM113 242L110 244V250L111 249H115V246H114V244H113ZM195 242H198V243H196L195 244ZM214 242V245H215V243H216V241H213ZM128 243V242H127ZM181 243V242H180ZM199 243V244H200ZM212 243V242H211ZM29 244V245H28ZM31 244V245H30ZM55 244V243H54ZM117 244V246H121V248L123 247V245L122 244H124L123 242H122V244H121V242H120V245L118 244V243H116ZM178 244H179V242H178ZM190 244V245H191ZM208 244H210V242L208 243ZM207 243H205L204 244V246L205 245H208ZM213 244V243H212ZM127 245V244H126ZM117 246H116V249H117ZM188 246H189V244H188ZM217 246V245H216ZM108 247V246H107ZM204 248V247H203ZM217 248V247H216ZM206 249H207V247H206ZM186 250V249H185ZM185 250H183V251H185ZM221 250V249H220ZM115 251V250H114ZM179 251V250H178ZM119 252V254H121L122 253V251H121V253H120V250L118 251ZM126 252V251H125ZM186 252V251H185ZM187 252L188 253H185V255L183 254H181L182 256H183V258H181L180 260L181 261H179L177 264H225V261L224 262H221V261H218L217 259H214V258H212L213 256L208 252V251H206L205 250V252H204V254L205 255H202L203 253L202 252H198V250H196V249H193V250H191L190 249V246H189V249L187 250ZM112 253V252H111ZM110 253V254H111ZM177 253V252H176ZM176 253L175 254H172V255H176ZM183 253V252H182ZM202 253V254H201ZM116 254V253H115ZM114 254V255H115ZM125 254V257H126V253H124ZM146 254V253H145ZM179 254V255H180ZM129 255V254H128ZM128 255H127V257H128ZM122 256V255H121ZM103 257V256H102ZM120 257V256H119ZM143 257V256H142ZM141 257V258H142ZM150 258H154L153 256H149ZM149 257H145V259H149ZM237 257V256H236ZM227 258H229V257H227ZM226 258V259H227ZM121 259V258H120ZM155 259H157V258H155ZM245 259H247V260H245V261H250L251 262V260H249V258L247 257V258H245ZM97 260V261H98ZM104 260V259H103ZM152 260H154V259H152ZM166 260V263H167V258L165 259ZM174 260V259H173ZM176 260V259H175ZM177 260H179V258L177 259ZM176 260V261H177ZM230 260H231V258H230ZM229 260V261H230ZM149 261V260H148ZM245 261H243V262H245ZM254 261V260H253ZM105 262H107V261H105ZM104 262V263H105ZM113 262V261H112ZM118 262V261H117ZM122 262V261H121ZM163 262V264H165V261H162ZM240 262V259L239 260H237L236 261V264H238ZM103 263V262H102ZM101 263V264H102ZM115 263V262H114ZM113 263V264H114ZM168 263H169V261H168ZM175 263V262H174ZM234 263V262H233ZM0 264H15V263H12V262H10L9 260H7V261H0ZM96 264V263H95ZM100 264V263H99ZM109 264V263H108ZM110 264H112V263H110ZM137 264V263H136ZM150 264V263H149ZM158 264V263H157ZM171 264H173V263H171Z\"/></svg>",
    "mask_w": 264,
    "mask_h": 264
}]
</instances>
